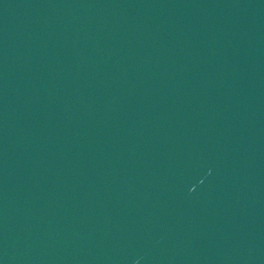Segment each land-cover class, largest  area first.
I'll list each match as a JSON object with an SVG mask.
<instances>
[{"label":"water","instance_id":"obj_1","mask_svg":"<svg viewBox=\"0 0 264 264\" xmlns=\"http://www.w3.org/2000/svg\"><path fill=\"white\" fill-rule=\"evenodd\" d=\"M0 264H264V0H0Z\"/></svg>","mask_w":264,"mask_h":264}]
</instances>
